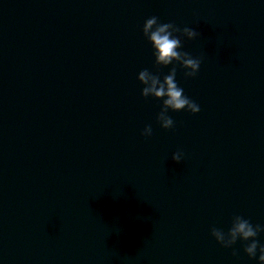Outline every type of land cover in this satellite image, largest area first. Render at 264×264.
I'll return each mask as SVG.
<instances>
[{
  "label": "water",
  "instance_id": "95a60500",
  "mask_svg": "<svg viewBox=\"0 0 264 264\" xmlns=\"http://www.w3.org/2000/svg\"><path fill=\"white\" fill-rule=\"evenodd\" d=\"M152 16L200 34L168 130ZM237 215L264 225V0H0V264H257L211 235Z\"/></svg>",
  "mask_w": 264,
  "mask_h": 264
},
{
  "label": "clouds",
  "instance_id": "9594fccd",
  "mask_svg": "<svg viewBox=\"0 0 264 264\" xmlns=\"http://www.w3.org/2000/svg\"><path fill=\"white\" fill-rule=\"evenodd\" d=\"M143 36L153 49L155 65L157 67H169L167 75L161 79L159 74H154L148 69L139 72L138 81L143 86L142 96L152 97L162 101V108L157 116L160 126L171 129L174 126L173 119L168 115L171 112L187 111L195 115L200 112V106L187 95L184 89L178 86L177 65L184 69L186 78L194 77L201 66V61L193 58L188 52L182 51L185 39L191 41L200 35L194 28H179L175 24L161 23L159 18L152 16L144 22ZM145 137L152 135L151 125H147L142 133ZM183 153L180 151L172 154V159L177 163L182 161ZM264 232V225H253L250 220L242 216H235L230 228L225 232L221 228L213 227L212 237L225 249H232L233 255H238L234 245L238 241L245 244L244 253L249 259L257 260V264H264V244L258 240L260 233Z\"/></svg>",
  "mask_w": 264,
  "mask_h": 264
}]
</instances>
